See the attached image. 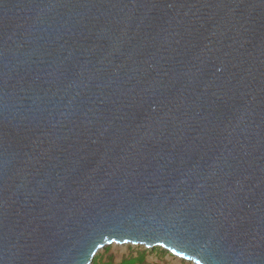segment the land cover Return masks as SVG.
I'll return each mask as SVG.
<instances>
[{"label": "water", "instance_id": "95a60500", "mask_svg": "<svg viewBox=\"0 0 264 264\" xmlns=\"http://www.w3.org/2000/svg\"><path fill=\"white\" fill-rule=\"evenodd\" d=\"M112 243L264 264V0H0V264Z\"/></svg>", "mask_w": 264, "mask_h": 264}, {"label": "rangeland", "instance_id": "374dc122", "mask_svg": "<svg viewBox=\"0 0 264 264\" xmlns=\"http://www.w3.org/2000/svg\"><path fill=\"white\" fill-rule=\"evenodd\" d=\"M144 247L138 245H119L112 243L107 247L102 248L98 251L99 256H102L104 260L111 259L114 263L120 262V260L130 253L135 255L138 252L143 251ZM108 249V250H105ZM146 258L149 263L153 264H192L191 262H183L181 259L169 255L167 252L157 249L154 252L146 251Z\"/></svg>", "mask_w": 264, "mask_h": 264}, {"label": "trees", "instance_id": "16d2710c", "mask_svg": "<svg viewBox=\"0 0 264 264\" xmlns=\"http://www.w3.org/2000/svg\"><path fill=\"white\" fill-rule=\"evenodd\" d=\"M128 245H131L132 244H128ZM138 246H142L144 247L143 251L141 252H138L136 253L135 255H133L132 253H130L129 255H127L126 257L122 258L120 260V262L118 263H114L113 260L111 259H107V260H104L102 258V256H99V253L97 252L94 257H93V260H92V263L91 264H153V263H149L148 260H147V256H146V251H149V252H154L156 251L157 249H160L161 251H164V252H167L169 255L171 256H175L173 254H171L168 250L164 249L163 247L161 246H156V247H153V248H147L143 245H138ZM107 247V246H106ZM105 250H108V249H105ZM177 257V256H175ZM179 258V257H177ZM181 259V258H179ZM183 262H189V261H186L184 259H181ZM192 263V262H191ZM193 264V263H192Z\"/></svg>", "mask_w": 264, "mask_h": 264}, {"label": "snow or ice", "instance_id": "6c2138e0", "mask_svg": "<svg viewBox=\"0 0 264 264\" xmlns=\"http://www.w3.org/2000/svg\"><path fill=\"white\" fill-rule=\"evenodd\" d=\"M177 255H183V253H177ZM197 264H199V261L197 262Z\"/></svg>", "mask_w": 264, "mask_h": 264}]
</instances>
